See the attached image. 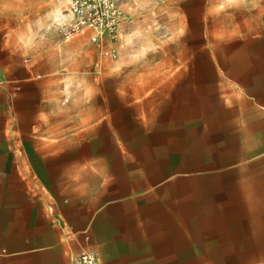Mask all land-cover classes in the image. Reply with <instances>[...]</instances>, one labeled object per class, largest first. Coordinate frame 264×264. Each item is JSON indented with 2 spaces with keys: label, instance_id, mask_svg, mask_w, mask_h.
Wrapping results in <instances>:
<instances>
[{
  "label": "crops",
  "instance_id": "crops-1",
  "mask_svg": "<svg viewBox=\"0 0 264 264\" xmlns=\"http://www.w3.org/2000/svg\"><path fill=\"white\" fill-rule=\"evenodd\" d=\"M208 12L198 44L155 35L147 72L116 89L128 137L105 95L94 113L61 111L22 31L0 26V264L86 250L98 264L180 262L208 189L218 246L264 264V27Z\"/></svg>",
  "mask_w": 264,
  "mask_h": 264
},
{
  "label": "rangeland",
  "instance_id": "rangeland-1",
  "mask_svg": "<svg viewBox=\"0 0 264 264\" xmlns=\"http://www.w3.org/2000/svg\"><path fill=\"white\" fill-rule=\"evenodd\" d=\"M117 1L125 20L117 37L106 40L110 55L101 53L89 40V31L63 36L56 20L66 10L68 0H0V26L5 32L17 31V40L21 34L25 37L24 59L42 70L45 79L54 80L49 83L50 92L58 93L61 111H75L77 117L94 113L99 106L103 108L100 95H105L107 113L119 137L130 136L132 128L127 110L116 100V89H129L131 79L138 77L139 72H147L150 53L153 55L157 46L155 35L165 34L167 41H173L182 33V43L192 48L200 41L201 16L217 10L245 27H264V0H215L212 8L193 0ZM185 13L187 19L183 18L181 27L179 16L184 17ZM200 196L203 205L191 207L203 226L191 231L196 244L189 245L187 256L180 262L163 264H255L232 261L227 246H218L212 228L210 189L203 190Z\"/></svg>",
  "mask_w": 264,
  "mask_h": 264
},
{
  "label": "built area",
  "instance_id": "built-area-1",
  "mask_svg": "<svg viewBox=\"0 0 264 264\" xmlns=\"http://www.w3.org/2000/svg\"><path fill=\"white\" fill-rule=\"evenodd\" d=\"M124 20L117 0H68L56 25L65 38L89 31V40L99 47L101 53L110 55L106 40L117 37ZM72 264H98V258L95 252L86 250L74 257Z\"/></svg>",
  "mask_w": 264,
  "mask_h": 264
}]
</instances>
